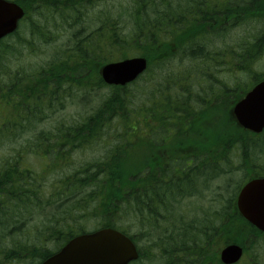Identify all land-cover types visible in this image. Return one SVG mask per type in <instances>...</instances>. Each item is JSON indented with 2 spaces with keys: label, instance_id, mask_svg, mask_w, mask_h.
I'll list each match as a JSON object with an SVG mask.
<instances>
[{
  "label": "trees",
  "instance_id": "16d2710c",
  "mask_svg": "<svg viewBox=\"0 0 264 264\" xmlns=\"http://www.w3.org/2000/svg\"><path fill=\"white\" fill-rule=\"evenodd\" d=\"M13 1L27 13V49L33 50L37 39L57 40L53 25L65 29L68 42L49 66L34 74L26 69L30 72L17 79L19 71L15 81L21 82L10 83L9 99H15L7 101L5 115L13 122L7 134L23 138L26 122L37 126L49 119L51 105L45 114L43 108L24 107L32 94L44 95L46 105L54 100L56 113L79 93L88 96L103 87L109 92L85 121L59 123L53 145L49 147V137L44 139L47 167L49 150L54 152L53 164L61 160L67 165L74 153L99 148L106 150L102 159L81 163L70 175L57 173L45 193L41 176L20 170L17 157L3 164L0 263L39 264L76 235L113 228L137 244L155 236L157 252L166 256L164 264H220V250L231 243L252 251L241 264H264V234L243 219L236 204L247 179L264 176V133H247L230 115L247 88L264 78V72H253V64L264 56V0ZM87 19L96 25H86ZM44 26L51 33L41 31ZM259 26V38L240 43L237 60L232 54L212 58L214 42L234 29ZM20 43L17 38L11 48ZM134 55L149 61L148 72L137 82L125 88L102 82V65ZM176 61L189 66L175 70L171 64ZM193 64L205 68L198 67V73ZM239 76L248 81L235 86L221 82L220 87L215 83ZM21 119L22 136L15 123ZM21 146L19 153L25 150ZM138 150L142 155L136 160ZM233 157L240 160L238 168ZM239 172L244 178L234 179ZM217 179L225 181L214 189L220 208L201 219H190L180 210L185 200L202 198L207 184ZM148 248L153 256V247ZM141 251L139 262L148 259Z\"/></svg>",
  "mask_w": 264,
  "mask_h": 264
},
{
  "label": "rangeland",
  "instance_id": "374dc122",
  "mask_svg": "<svg viewBox=\"0 0 264 264\" xmlns=\"http://www.w3.org/2000/svg\"><path fill=\"white\" fill-rule=\"evenodd\" d=\"M108 9L112 10L113 8L109 7ZM85 24L93 27L94 25H96V22H94L93 19H87ZM53 27L54 28H51L52 29L51 32L52 34H56V36H58L57 40L44 43L42 40L37 39L35 41V44L32 47L33 50H31L30 47L29 49H27L28 46L24 44L25 39L23 37H26L29 31H27L26 27L22 25L21 27L22 36L18 37L21 40L20 51L23 53L21 55L22 57L19 58L18 60H13L9 62L8 64L9 69L14 71L13 72L14 77H12L11 83H13L16 80V77L19 71L25 70V73H28L30 71H26V69L34 70V69L41 68L47 65L49 66L53 59V55L58 51L62 52L63 50L66 49V44L68 42V36L64 34L65 29L61 26L55 27L53 25ZM256 28L258 29V32L252 31V33L247 34L248 35L247 37H245V35H243L242 33L226 35L223 38V41L226 42L225 44L227 45L226 47L231 46L234 50L224 49V48H221V46L213 47L210 50L212 53V58L226 59L229 57V54H232L235 60H237V55L239 54V51H240V48H239L240 43L242 42L247 43L251 39L256 38L257 36L260 35V26ZM55 29H58V32L55 31ZM41 31H47L51 33L45 26L44 28L41 27ZM14 42H16V39L14 40ZM214 45L217 46L218 43L214 42ZM24 48H26L27 51H25ZM134 57H140V56L134 55L130 58H134ZM112 62H115V61H112ZM171 66L175 67V70L184 71L185 69L188 68L189 65L187 63H178L176 61V62H173ZM192 66H195L194 70L197 71L198 73H201L198 67L200 69L205 68L203 67L202 64L198 65L197 67H196V64H193ZM261 66L264 68V56L263 58H261V64H260V69L262 70V72H264V69H262ZM0 70L5 72L6 67L0 66ZM232 80L233 78L228 79L227 84H229L230 86H235L237 83L232 82ZM215 83L216 85H219V87L221 86L219 82H215ZM8 84L9 82L7 83V86ZM229 85L227 87H229ZM219 87L215 86L214 91H217V88ZM108 92L109 90L103 87L102 89H99V90L93 89L91 91V95H88V96H83V93L81 95L80 93L77 94V98L71 99L70 103L67 105V107L64 110H60L56 112L55 115L52 116V118H50L49 120H47L45 124L43 123L37 124L36 129L38 127V131H41L43 129L44 131H48L49 130L48 128H51V127L52 128L54 127V129L58 128L59 123H61L62 121L66 122L67 124L71 122L78 123L79 121H83V120L85 121L90 116V113H93L94 109H97L99 108V106H101ZM2 108H3L2 112L3 114H5L6 109L4 108L3 105H2ZM215 123H216V119H215ZM22 135L23 134L21 132V136ZM34 135H35L34 132H31L25 135V137L23 138L22 137L12 138L11 134H6L3 136L7 138H3V139L0 138V170L4 166L2 164H7L8 162L9 163L12 162L11 160H7L9 157H12V158L17 157L18 159V156L22 154L18 152V150H21V147H22L21 143H23L25 145V148H27L25 140L31 139L29 148L33 147L34 139L32 137ZM39 135L40 134H36L35 137L38 138ZM105 151L106 150H102L101 148L92 150V151L91 150L78 151L73 154L71 162L69 164L62 165L61 160H60L59 162H55V164L51 165L50 167H47L46 161H44L42 158H38L35 155V153H32L30 155V153L27 151L25 154L21 155V157L23 156L25 161L23 162V165L20 167V170H23L26 167L28 170H32L33 172L39 174L41 176L40 187H41L42 192L45 193L46 190H49L51 189V187L54 186V183L56 182L55 177L57 173L60 174V176H63L66 174L70 175L74 169H77L82 165L81 163L102 159L105 155ZM141 155H142V151L138 150L135 152L134 158L138 160L141 157ZM252 158H256L255 155H253ZM232 160L234 162V167L238 168L240 166L239 158L234 159L233 157ZM72 163H74V165H71ZM136 163L137 162H135V164ZM259 164L261 165L262 163L259 162ZM59 168H61V171L57 172L56 170H58ZM233 178L243 179L244 176H243V173L239 172V173H235L233 175ZM232 180L233 179H230V181ZM223 182L225 181H223L222 179H217L210 184L208 183L207 185L209 188L207 192L204 193V196L202 198L196 197V198H191L190 200H185L184 202H182V206L185 207L186 211L183 209L184 207L181 208L180 210L182 212H187L190 215V219L195 218L196 216H198L201 219L203 218L202 215L205 214V212H206V215H209L210 213L211 214L214 213L217 208H220L222 206V203L215 202L216 198L214 197V195H216V191L214 193V189L222 187V186H219V184L222 185ZM223 186H225V184ZM226 196H228L227 193H226ZM49 215H50V212L49 213L47 212L46 216L49 217ZM146 237L148 236L143 237V241L140 242V245L143 248V252L145 256L148 255V259L143 258V260L139 263L140 264H164L166 256H163L159 252H157V250L159 249L158 247L154 246L155 245L154 242H156L157 238L155 236H151L149 239H145ZM148 246L149 247L153 246L152 248V252L154 254L153 256L151 255L149 256L150 250ZM249 254H252V251L247 249L246 255H249ZM263 262H264V259L262 260V263Z\"/></svg>",
  "mask_w": 264,
  "mask_h": 264
},
{
  "label": "water",
  "instance_id": "95a60500",
  "mask_svg": "<svg viewBox=\"0 0 264 264\" xmlns=\"http://www.w3.org/2000/svg\"><path fill=\"white\" fill-rule=\"evenodd\" d=\"M23 10L15 3L0 0V39L11 34L23 17ZM147 60L128 59L102 69L107 85L125 87L147 70ZM239 125L256 134L264 131V82L252 90L233 110ZM241 215L264 232V178L249 182L237 200ZM243 255L237 245L226 247L221 253L223 264H236ZM139 258L136 246L125 235L105 229L71 240L59 253L42 264H130Z\"/></svg>",
  "mask_w": 264,
  "mask_h": 264
},
{
  "label": "flooded vegetation",
  "instance_id": "af4514ba",
  "mask_svg": "<svg viewBox=\"0 0 264 264\" xmlns=\"http://www.w3.org/2000/svg\"><path fill=\"white\" fill-rule=\"evenodd\" d=\"M1 44V43H0ZM6 60H7V50L3 47V46H1L0 45V64H5L6 63ZM259 64V62L258 61H256L254 64H253V68L254 69H256V66ZM27 80V79H26ZM247 80V79H246ZM4 81H5V76H4ZM224 81V83L225 82H227V80H223ZM223 81H218L219 83H223ZM248 81V80H247ZM235 82L237 83V82H239L238 80H235ZM223 83V84H224ZM258 84V83H257ZM256 84V85H257ZM225 85V84H224ZM255 86V85H254ZM253 88V87H252ZM251 90V89H250ZM40 91H41V89H40ZM9 90H8V88H6L5 90H4V92H3V94L2 95H4V96H2V97H0V111L2 112V105L4 106V108L6 109V107H7V101H8V99H9ZM247 92H249V90L247 91ZM20 94L17 92L16 93V97H18ZM6 96H8L7 98H6ZM10 100V99H9ZM47 100L45 99V96L44 95H42V94H40V93H38V94H32L30 97H29V99H28V103L29 104H24V107L25 108H27V107H29V108H32V109H39V108H45V107H47V106H49V105H51V109H50V111L47 113V117L50 119L51 117H52V114L54 115L55 114V102H54V100H51L50 102L52 103V104H48V105H46V102ZM47 102H49V101H47ZM2 114H3V112H2ZM19 118V117H18ZM2 119V124H3V126L2 127H6L7 126V115H5V114H3V117L1 118ZM49 119H47V120H49ZM16 122H18V121H16ZM49 130H48V133H49V139H51V140H53L54 141V139H55V135H54V132H55V129L54 128H48ZM51 129V130H50ZM51 137H53V138H51ZM49 155H48V160H49V162H50V164L52 165L53 164V156H54V152L52 151V150H49ZM51 154V155H50ZM51 160V161H50ZM246 257V253H244V255H243V259H242V261L244 260V258Z\"/></svg>",
  "mask_w": 264,
  "mask_h": 264
},
{
  "label": "bare ground",
  "instance_id": "6f19581e",
  "mask_svg": "<svg viewBox=\"0 0 264 264\" xmlns=\"http://www.w3.org/2000/svg\"><path fill=\"white\" fill-rule=\"evenodd\" d=\"M48 127V126H47ZM50 127V126H49ZM52 128V127H51ZM54 128V127H53ZM51 130V129H50ZM51 138H53V137H51ZM52 172V171H51ZM51 174V173H50ZM53 180V179H52ZM158 230V229H157ZM162 237V236H161ZM153 243V242H152ZM156 244V243H155ZM153 247V246H152ZM243 249V255H244V253H246V250H245V248H242ZM243 255H242V257H241V260L243 259Z\"/></svg>",
  "mask_w": 264,
  "mask_h": 264
}]
</instances>
